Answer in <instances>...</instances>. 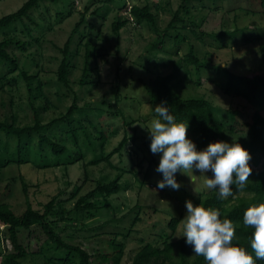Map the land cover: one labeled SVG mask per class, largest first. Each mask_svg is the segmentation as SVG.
Wrapping results in <instances>:
<instances>
[{
    "label": "rangeland",
    "instance_id": "obj_1",
    "mask_svg": "<svg viewBox=\"0 0 264 264\" xmlns=\"http://www.w3.org/2000/svg\"><path fill=\"white\" fill-rule=\"evenodd\" d=\"M26 1L0 0V17L16 11ZM125 2L129 7L149 4L158 32L145 22L136 23L128 15L127 9L120 10L119 6ZM106 4L105 0L40 2L31 15L40 28L32 26L31 37L21 34L24 30L21 23L6 32L15 31L18 39L32 42L25 54L14 48L9 51H14L21 62L19 65L23 67L24 63L29 74H39L42 93L49 98L51 104L46 111L40 112L42 124L63 115L72 104L73 96L68 94L67 89L58 84L56 79V71L62 58L59 49H62L70 36L72 37L70 52L76 53L77 56L69 78L70 86L76 94L77 106L83 107L88 103L97 109L91 111L88 118H82L84 125L92 133L86 132L87 137L80 141L85 152V163L95 154H110L123 135L135 138L128 140L123 149L110 159L112 164L120 169L118 171H129L121 179L123 190L110 198L114 212L101 209L93 218L84 219L77 216L72 222L56 223L57 232L64 241L78 243L91 253L96 250L111 252L108 245L109 234H126L125 237L119 236L117 239L125 244L121 264H130L138 248L146 243L161 248L165 234L171 235L172 243L182 238L180 223L176 232L171 234L167 227L170 218L176 217L182 221L187 214L186 201H191L197 206L198 196L212 190L205 187V176L214 178L211 172L201 174L194 169L193 172L176 173V181L181 185L179 190H173L171 187L161 190L157 187L158 182L163 180L162 174L156 171L162 154L151 153L148 130L151 120L156 118L155 107L162 103L149 102L144 84L151 83L158 76L169 75L176 94L182 98L203 97L221 110L220 116L225 125L230 124L223 111L228 107H243L245 102L220 92L217 83L223 80V76L218 68L225 67L238 75L264 73L260 56L264 36L260 41H243L244 35L250 36L264 31V12L259 8L255 14L248 12V5L244 0H113L112 3ZM155 4L159 6L156 7ZM184 8L189 13L186 14ZM95 9L98 11L97 15L93 13ZM175 12H178L181 21L168 28ZM60 14L62 16L58 17ZM84 14L86 21L75 29ZM119 16L121 19L128 18L129 23L115 36L112 33V24ZM191 21L200 24L199 27H191ZM90 23L93 25L92 29L87 26ZM24 24L29 25V22L24 21ZM235 28L244 29L243 33L234 38L224 36L223 44L217 40L216 37L220 33H233ZM191 30H194L196 35H193ZM80 34L85 37L80 39ZM183 35L186 39L180 40L179 37ZM32 38H38L39 42H33ZM84 44H89L97 54H101L96 58L90 56L87 60L90 79L98 82L95 86L79 85L86 59ZM190 45L209 65L200 71L199 84L197 76L193 74V68L186 67L180 60L188 52ZM176 61L179 67L174 68L173 62ZM2 72L5 70L0 66V73ZM12 78V84H6L5 89L0 91V121L11 122L15 118L17 125H31L33 113L28 103L25 83L17 73H14ZM34 104L42 105L43 102L36 101ZM100 134L108 137L102 150L99 146L101 141L95 139ZM187 138L192 140L193 136L187 132ZM0 140L8 141L10 147L14 145L13 140H7L3 135H0ZM36 144L37 140L34 139L32 146L36 148ZM249 166L252 173L259 170L257 156L251 159ZM116 174V170L104 163L89 166L86 174L81 162L67 167L44 169H36L28 163L20 166L13 164L0 170V196L14 213L23 212L26 208V198L20 184L21 177L27 185V198L33 209L41 210L52 197H57L65 208L70 210L79 196L95 187L97 180L104 178L108 181ZM253 180L251 174L249 183ZM9 184V190L6 192L5 187ZM75 187L80 189L78 196L72 198L71 193ZM243 196L247 197L249 194L240 192L228 198L233 199V204L237 197ZM117 207H120V210H117ZM137 213L140 219L128 233ZM71 217H74V213H71ZM5 230L0 225L2 254L11 250L9 242L5 239ZM20 242L27 245L31 252L23 261L24 264H58L48 262L47 258L65 255L63 250L54 249L40 254L38 251L47 248L46 240L35 227L29 231H21Z\"/></svg>",
    "mask_w": 264,
    "mask_h": 264
},
{
    "label": "trees",
    "instance_id": "obj_2",
    "mask_svg": "<svg viewBox=\"0 0 264 264\" xmlns=\"http://www.w3.org/2000/svg\"><path fill=\"white\" fill-rule=\"evenodd\" d=\"M48 1L55 3L58 0H27L16 11L0 17V36H3L0 38V66L5 70V72L0 73V91L5 89L6 84H12L14 80L12 75L17 73L18 77L25 83L28 103L33 113V123L31 125H17L15 118L11 122L7 120L0 121V135H3L7 140L14 141L13 147H10L8 141L0 140V170L13 164L20 166L28 163L36 169H44L59 166L67 167L81 162L84 174L87 173L89 166H96L101 163L116 170L117 174L113 179L108 181L104 178L97 180L95 187L84 195L79 196L70 210H67L57 197H52L42 206L41 210L33 209L27 198V185L23 178L20 177V184L26 198V208L23 212L20 214L14 213L0 196V225L6 229L5 239L11 246L10 251H5L4 254L0 252V264H24L23 261L31 252L27 245L20 242V232L23 230L29 231L33 227L38 228L45 236V247L47 248L38 251L40 254H44L45 251L50 249L63 250L65 253L62 257L47 258V261L50 263L121 264L125 244L118 241L117 238L119 236L125 237L126 234H109L108 245L111 252L96 250L91 253L78 243L74 244L64 241L56 229L58 221L72 222L76 220L77 216L84 219L93 218L101 209L114 212L110 198L123 190L124 187L121 179L129 171H118L120 169L115 167L110 159L112 155L119 153L123 149L128 140H135V138L123 135L117 147L110 154L104 155L103 152L95 154L91 160L86 161V163L84 162L85 152L81 148L80 141L83 137H87L88 134L86 132L92 133L84 125L82 118H88L91 111L97 109H94L88 103L83 105V107L77 106V97L70 86L69 80L75 67L73 62L77 56L76 53L70 52L69 47L72 44L71 36L66 40L62 49H59L62 58L58 64L56 79L58 84L65 87L67 89L66 92L73 96V101L66 113L50 120L46 124H42L40 112L46 111L51 104L49 98L42 93L39 74H29L25 69L24 63L23 67L19 65L21 62L14 54V51H9V49L14 48L21 54H25L32 45V42L18 39L15 31H8L7 33L6 30H10L16 24L21 23L24 27L21 34L24 37L26 35L30 36L32 26L34 28L39 27V23L32 19V11L38 7L40 2ZM112 1L105 0L107 4L112 3ZM244 2L248 5V12L255 14L256 10L259 9L264 12V0H244ZM72 5L73 2L71 3V7ZM159 5L155 4L156 7ZM119 7L120 10L127 9L128 15L136 23L145 22L158 32L157 28H155V17L150 11L151 7L149 4H145L142 7L136 5L129 7L125 2ZM184 9L186 14L189 13L186 8ZM93 13L97 15L98 11L95 9ZM61 16L62 14L58 15V17ZM24 21H28L29 25H25ZM84 21H86V14L81 16V19L75 25V29L84 23ZM178 21H181V19L178 16V12H175L168 28H172ZM128 23V18L121 19L119 16L112 24V33L117 36L119 31ZM190 23L191 27L194 28L200 25L193 21ZM87 26L91 29L93 28L92 23L87 24ZM243 30L235 28L233 33H220L216 38L223 44L224 36L234 38L237 34H242ZM191 33L196 35L194 30H191ZM80 35V39L85 37L83 34ZM254 35H244L243 41L245 43L260 41L264 36V31ZM179 39L185 40L186 37L183 35ZM32 40L36 43L39 42L38 38H32ZM84 48V57L86 59L79 85L85 86L91 84V86H95L98 82L90 79V69L88 68L87 60L90 56L96 58L101 56V54H97L96 50L89 44H84ZM260 56L261 63L264 64V45L260 47ZM180 60L186 67L193 68V74L197 76V84H199L200 78L198 75L200 71L208 68L209 65L198 56L197 51L191 45L188 52ZM164 64L167 66L166 62ZM173 67H179V63L177 61L173 62ZM94 70L96 71L97 68L95 67ZM218 70H220L223 76V80L217 83L220 92L245 102L243 107H228L223 111L230 120V124L228 125H225L220 116L221 110L214 107L210 101L203 97L182 98L176 94L169 75L156 77L151 83H145L144 88L149 95V102L151 104L163 103L178 123L183 122L188 124L187 132L193 136L192 141L198 150L202 151L206 149L211 143L223 141L231 144L237 142L250 153L252 158L257 156L260 168L258 171L252 173L254 180L250 183L248 182L243 190H237L235 185L232 186L234 196L240 192H247L249 196L237 197L235 203L232 204V198L222 200L219 198L217 190H210L198 196L196 201L197 206L202 204L206 208H217L220 210L222 218L232 220L236 225V239L233 243L245 247L254 257V253H252L250 248V239L254 229L243 225V213L253 204L264 203V73L252 72L246 75H238L225 67L218 68ZM34 84H36V87H34ZM36 101H42L43 104L35 106L34 103ZM92 129L95 130L93 127ZM34 139L37 140L36 148L32 146ZM95 139L101 141L99 142V146L102 150L108 137L100 134ZM9 186L10 184L5 187L6 192L9 190ZM79 189L75 187L73 193H71L72 198L78 196ZM116 209L120 210V207ZM71 213H74V217H71ZM139 219L137 213L130 224L128 233L131 232ZM179 223V218H170L167 227L171 234L176 232ZM170 238L171 235H163L161 248L154 247L149 243L139 247L132 257L130 264H207L203 257L194 255L192 246L186 243V238L182 237L176 243H172ZM256 264H264V260H256Z\"/></svg>",
    "mask_w": 264,
    "mask_h": 264
},
{
    "label": "clouds",
    "instance_id": "obj_3",
    "mask_svg": "<svg viewBox=\"0 0 264 264\" xmlns=\"http://www.w3.org/2000/svg\"><path fill=\"white\" fill-rule=\"evenodd\" d=\"M166 103V102H164ZM156 118L151 120L148 130L152 154H162L156 168L163 180L157 187H171L179 190L176 173L211 172L214 178L205 175L207 189L217 190L224 200L233 195L232 186L243 190L249 182L252 169L249 166L250 153L237 142L211 143L198 151L192 140L187 138L188 124L177 122L169 109L162 103L154 109ZM187 214L180 221L181 237L192 246L194 255L201 256L207 264H256L264 260V203L253 204L243 213V225L252 228L250 248L233 243L236 239V225L228 218H222L217 208L194 206L186 201Z\"/></svg>",
    "mask_w": 264,
    "mask_h": 264
}]
</instances>
